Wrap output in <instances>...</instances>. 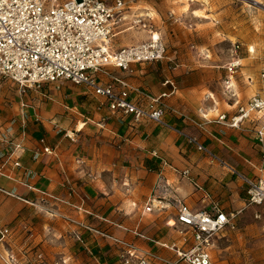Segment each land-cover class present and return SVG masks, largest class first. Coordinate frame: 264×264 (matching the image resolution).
<instances>
[{
    "label": "crops",
    "instance_id": "crops-1",
    "mask_svg": "<svg viewBox=\"0 0 264 264\" xmlns=\"http://www.w3.org/2000/svg\"><path fill=\"white\" fill-rule=\"evenodd\" d=\"M207 69L134 65L127 72L111 71L158 99L165 110L164 126L112 114L104 99L85 88L49 87L54 93L46 96L0 81V221L13 233L9 248L0 244V254L11 249L31 260L38 250L45 264H122L121 248L110 238L131 243L140 252L171 256L157 244L177 240L166 225L174 223L175 201L194 212L217 203L228 216L239 215L247 201L242 183L183 136L197 139L232 170L264 177L253 125L230 130L213 122L218 115L233 114L237 104L251 97L245 85L252 80H236L234 97L222 98L206 87ZM257 84L258 93L264 94L259 77ZM83 95L81 114L78 98ZM132 99L147 107L143 96ZM40 140L52 155L39 153ZM15 144H20V152H13ZM184 170L197 187L179 175ZM165 184L169 198L161 200L159 188ZM150 202L154 210L144 214ZM133 230L144 239L134 237Z\"/></svg>",
    "mask_w": 264,
    "mask_h": 264
},
{
    "label": "built area",
    "instance_id": "built-area-1",
    "mask_svg": "<svg viewBox=\"0 0 264 264\" xmlns=\"http://www.w3.org/2000/svg\"><path fill=\"white\" fill-rule=\"evenodd\" d=\"M124 12L123 0H113L112 6L103 0H67L62 4H56V0H0V80H7L22 90H38L45 86L59 90L65 84L82 87L93 97L104 99L112 114L130 116L135 123L146 120L164 126L165 110L158 99L146 96L111 72H127L134 65L159 63L167 53L165 44L154 35L146 42L115 48L113 31L125 19ZM133 27L145 29L147 26L143 19L133 18ZM240 68L239 59H233L225 66L223 85L230 98L234 97L233 82ZM100 76L108 78V81L102 82ZM258 77L264 83V70ZM132 95L146 98L147 107L135 104ZM213 122L235 130L244 123L252 124L262 162L260 169L264 170V94L253 95L245 103L237 104L233 114L218 115ZM65 137L73 139L70 133H65ZM183 137L188 145L207 155L212 162L227 168L242 183L247 198L246 207H264V177L250 178L238 173L197 139ZM39 144L40 154L52 155L53 151L44 146V140H40ZM21 150L20 144L13 145V152ZM76 163L82 162L78 159ZM15 166L18 167V163ZM179 175L197 187L189 170L179 172ZM159 190L161 200L169 198L167 184ZM175 204L174 223L166 225L176 234L177 240L157 244L171 256L140 252L131 243L110 238L121 248L119 261L122 264H215L213 251L216 241L224 232L235 230L234 217L225 214L217 203L197 212L181 201H175ZM153 210L150 202L143 208V213L150 214ZM131 233L144 239L137 230ZM12 235L10 226L0 221V244L9 248ZM24 257L21 259L11 249L0 254L4 264H45V257L38 250H34L31 260ZM59 262L63 264L61 260Z\"/></svg>",
    "mask_w": 264,
    "mask_h": 264
},
{
    "label": "rangeland",
    "instance_id": "rangeland-1",
    "mask_svg": "<svg viewBox=\"0 0 264 264\" xmlns=\"http://www.w3.org/2000/svg\"><path fill=\"white\" fill-rule=\"evenodd\" d=\"M66 1L56 0V4ZM103 1L109 6L113 4V0ZM123 1L125 19L113 31L112 41L116 46L137 45L156 35L167 51L162 64L135 65L137 68H155V65L156 68H209L206 87L224 98L225 66L239 59L241 68L234 85L236 80L248 78L252 84L245 85L247 96L259 92L257 77L264 70V0ZM133 18L143 19L147 27L131 29ZM199 76L194 72L195 80ZM49 87L53 86L31 91L48 96L54 93ZM78 104L79 113H84V95L78 98ZM234 223L235 230L224 232L216 241L215 264H264V207H246L234 218Z\"/></svg>",
    "mask_w": 264,
    "mask_h": 264
},
{
    "label": "bare ground",
    "instance_id": "bare-ground-1",
    "mask_svg": "<svg viewBox=\"0 0 264 264\" xmlns=\"http://www.w3.org/2000/svg\"><path fill=\"white\" fill-rule=\"evenodd\" d=\"M157 36L156 35H154V38H156Z\"/></svg>",
    "mask_w": 264,
    "mask_h": 264
}]
</instances>
